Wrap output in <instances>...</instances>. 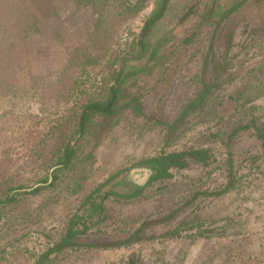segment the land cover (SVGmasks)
I'll use <instances>...</instances> for the list:
<instances>
[{"label":"rangeland","instance_id":"rangeland-1","mask_svg":"<svg viewBox=\"0 0 264 264\" xmlns=\"http://www.w3.org/2000/svg\"><path fill=\"white\" fill-rule=\"evenodd\" d=\"M157 1L0 0V264H35L98 185L190 147L209 149L210 165L192 160L136 197L109 196L106 219L79 241H122L175 218L139 232L144 240L69 248L46 264H264V145L253 129L264 134V0L219 25L237 0H169L143 56L136 44ZM122 67L126 99L138 98L143 115L96 117L53 185L7 204L10 187L47 180L82 106L104 97ZM203 80L212 97L169 136ZM239 126L250 128L230 139Z\"/></svg>","mask_w":264,"mask_h":264},{"label":"trees","instance_id":"trees-1","mask_svg":"<svg viewBox=\"0 0 264 264\" xmlns=\"http://www.w3.org/2000/svg\"><path fill=\"white\" fill-rule=\"evenodd\" d=\"M251 0H237L231 5L226 11H224L217 23L219 25L226 18L231 16L233 13L240 10L247 2ZM169 0H158L157 7L153 9L151 14L145 19L144 25L142 27L141 33L137 41V48L140 51L139 54L146 55L148 52V47L150 45V35L154 31L156 25L164 17ZM192 38L186 40V43L191 42ZM156 50H153V54ZM124 59V61H126ZM154 61V57L149 59V62ZM148 62V63H149ZM125 69L117 68L112 74V82L108 86L107 94L101 99H90L85 102V105L82 106L80 113L78 114L79 121L76 126V133L74 137H71L64 147V153L59 157L56 165L50 167L51 173L46 181H41L36 183L33 186L18 185L15 187H10L7 194V199L5 202L11 203L15 201L16 197L20 194L22 195H38L45 187L51 186L56 181L57 177L55 172L59 169L67 168L72 164L74 157L76 155V147L80 144L81 140L85 137L87 132L90 129V125L94 122L96 117H102L105 123H110L115 117H117L122 111L131 110L135 112L137 116H142V107L138 98L132 97L130 100H127L123 92V83L120 80L121 77L125 75ZM146 67L135 71V74L140 71H147ZM212 97V85L207 83L206 80H203L201 92L190 101V103L185 107L181 116L172 124L169 125V136H173L174 131L180 126L181 122L184 120V117L189 113L194 112L198 108L203 107L206 104V101ZM249 126H239L232 131L230 139H232L239 132L249 129ZM257 132L258 138L262 141L264 145V134L263 132L254 127ZM196 161L203 166L210 165L211 154L209 149L205 148H195L190 147L187 150L176 151L166 154H161L159 156L147 159L139 164L137 168H147L152 171V175L148 183L139 188L137 185H129V179L126 177V170H122L114 174L110 179L104 183L98 185L91 193H89L85 199L81 202L78 210L72 216L68 223L66 234L61 238V240L55 244L53 247L49 248L47 252L43 253L35 264H46L48 257L51 254L61 252L65 249L74 248V247H93V248H109V247H120L123 245H129L130 241L134 240H144L142 237H138L139 232H142L152 224H165L175 218L176 213H170L166 218H163L156 222L143 223L135 232L134 236L126 238V240L116 241L113 243H95V244H83L79 240L87 232L100 225L106 219V208L105 201L109 196H117L124 199H130L139 195V193L148 185L155 181H164L172 178V170H182L188 167L191 161ZM56 167V168H54ZM121 177V183L126 185L125 193H118L112 190V185L118 184L115 183L118 178ZM115 183V184H114ZM230 190V186L226 187L221 193L227 192ZM219 194V193H218ZM3 204L0 202V205ZM174 232H169L172 234ZM136 241V242H138ZM128 264H134L129 262Z\"/></svg>","mask_w":264,"mask_h":264},{"label":"water","instance_id":"water-1","mask_svg":"<svg viewBox=\"0 0 264 264\" xmlns=\"http://www.w3.org/2000/svg\"><path fill=\"white\" fill-rule=\"evenodd\" d=\"M151 175L152 171L147 168H134L126 176L132 184L143 187L148 183Z\"/></svg>","mask_w":264,"mask_h":264},{"label":"flooded vegetation","instance_id":"flooded-vegetation-1","mask_svg":"<svg viewBox=\"0 0 264 264\" xmlns=\"http://www.w3.org/2000/svg\"><path fill=\"white\" fill-rule=\"evenodd\" d=\"M139 188H141V187H139Z\"/></svg>","mask_w":264,"mask_h":264}]
</instances>
